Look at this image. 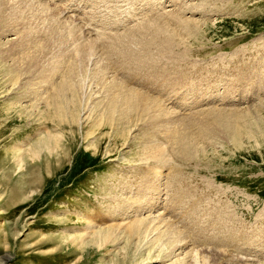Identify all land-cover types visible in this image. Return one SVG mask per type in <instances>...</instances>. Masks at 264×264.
<instances>
[{
  "label": "rangeland",
  "instance_id": "rangeland-1",
  "mask_svg": "<svg viewBox=\"0 0 264 264\" xmlns=\"http://www.w3.org/2000/svg\"><path fill=\"white\" fill-rule=\"evenodd\" d=\"M36 1L0 0V264H190L195 254L264 264V0ZM42 16L61 35L55 23L67 20L83 39L139 36L121 42L139 53L138 68L133 59L111 70L177 95L117 139L103 125L90 145L92 115L65 125V154L32 157L53 129L37 79L46 67L20 60L16 84L6 69L13 30L44 34ZM155 142L164 159L146 163Z\"/></svg>",
  "mask_w": 264,
  "mask_h": 264
},
{
  "label": "bare ground",
  "instance_id": "bare-ground-1",
  "mask_svg": "<svg viewBox=\"0 0 264 264\" xmlns=\"http://www.w3.org/2000/svg\"><path fill=\"white\" fill-rule=\"evenodd\" d=\"M39 1L41 0H38L37 5L39 4L44 5L42 4V2L40 3ZM30 2L31 4H33V2L34 4L37 3L36 0H30ZM86 5L87 4H85V6ZM66 6H68V4ZM199 6L202 7L201 4ZM45 8L48 9L47 7ZM48 12L46 11L45 15H47ZM66 16L67 15L62 14L60 17L62 18ZM6 17H8V15ZM84 19L83 21H85ZM41 20L42 21H40V25L37 28V30L40 31V29L41 30L45 29L44 34L43 33L40 34L38 32V34L35 35L33 33L34 31L33 28H31L29 25H28L29 27L25 26V28L21 31L17 29L13 30L16 37L14 39V42L13 40L11 42H13L12 46L15 45L16 50L14 51L15 53H13L15 57L10 58L12 54H10L8 57L6 56L7 58H10L11 61H13V68H11L12 65L9 64L11 67L8 65L10 68L6 69L8 71L7 72L8 75L10 76L12 75L10 79H8V81L13 84L17 83L19 76L18 74L21 72V69H19V67H22L24 65L23 63L28 65L36 61V63L32 65H36L37 63L38 64L40 63L43 66V68L46 67V70H44L43 75H40L41 73L38 72L39 77L37 76V79H39L40 84L46 86L44 88L45 97L43 96L44 98L42 100H44L45 103L47 104V110H48L47 116H49L51 123L53 124V129L44 132V134L39 138V140H37L36 143H34V145L30 148L32 157L37 158L38 156L36 155L39 154L41 150H45L49 154V156H51L52 159H55L54 155L56 151L57 154L58 153L65 154L64 147L66 146L65 145L66 141L63 136L64 133L63 128L65 127V125L71 126L75 123L77 125H81L84 122L85 123L89 122L88 120L92 118L91 117L92 115H94L91 121L93 122V126L90 127L89 130H87L84 135L85 139H88L91 136V138L94 140V141L93 140L90 141V145L93 146L94 145L93 142L95 143L97 141V139H95L93 135L96 131L99 134H101L102 129L100 131V128L103 125H104L103 128L111 131L113 133V137L117 139L118 136H120V134H124V130H126L122 126L124 123L127 125V127H130L134 122H136V119H139L142 116L150 115L153 112L155 113L161 112V108H162L161 99L162 100L168 99V94L173 93L177 95L175 89H173L172 91V88L169 89L170 87L163 88L164 85L161 86V89H155V88L151 89L150 87H146L145 86L146 84L143 82L140 84H135L134 82L136 81L137 77L134 76H130L129 80L127 81L124 78L123 79L125 81H121L119 78L120 76L117 78L115 74L116 73L115 70L113 71V69L115 68L111 70V66L113 65L115 66L118 64L121 65L123 64L124 61L132 62L133 59H135L133 62L135 64L137 63L136 62L137 59L135 58V56H138L139 53L136 51L134 52L131 51L124 44L121 45V42L123 41V42H127V44H130L131 46H137L135 42L136 40L140 39L139 36L137 38H134L133 34H130L128 35L127 38H124L122 36H118L119 35L118 34L117 35L118 37L117 36L113 37L112 35L108 36L106 32V34L103 33L102 35V36L106 35L104 36L105 38L103 37V39H100L102 38V36L101 34L99 35L98 33L94 34L95 37L87 36L85 39H83L80 35L76 34L77 29L76 31L74 29L76 24L74 25V27L73 26L71 27L70 25H68V23H66L67 20L66 22L64 21L60 23L61 20L59 19L60 24L57 22L55 23L57 25V28H59L60 30L63 26H65L67 29L65 34L61 35V33L56 29V27L52 25L55 22L54 18H50L46 16V20H45L42 16ZM104 28L106 29V27ZM104 28H102L103 31ZM86 32L82 35L84 36ZM31 37H33V39H31ZM31 41L34 42L33 46L31 45ZM116 41L117 43H115ZM97 45L101 46V47L99 46L102 50L101 55H98L99 48H97ZM51 46H53V49ZM32 47L33 49L35 47H38V49L34 50L35 52L33 54L31 50ZM60 49H64L65 50V51L63 50L64 53L61 52L62 50L60 51ZM24 50L28 52L27 54L28 57H26L25 62L24 59L20 58L21 56L17 57V55L23 53ZM161 51L163 52V48H161ZM101 58H103L105 65L103 60H101ZM20 60H22L23 63ZM55 64L57 65L55 66ZM129 64L130 63H128V65ZM136 66L137 64L133 65V67ZM52 77L56 81L58 80L56 84H53ZM153 94L157 95L158 98H156V96L154 97ZM133 112L136 113L135 116ZM130 131L131 129L126 130V132H130ZM149 149L150 150L152 149L153 151L151 150L152 152L150 151V155H148L147 158L145 157L146 159L144 160H146V163H148L147 161H149L150 159L151 161H155V162H161L164 159L166 152L163 146H161V144L155 142L153 145L149 146ZM186 149H187L186 146H182V150L186 151ZM24 157L25 156H23V158ZM59 159L61 158H58V160ZM23 160L21 156L17 161L19 162V164L20 163L22 164ZM142 234H143V238H145L149 233L145 231ZM197 256L198 254L193 255L192 259H190V264H205L204 261L202 262L200 261L201 263H199L196 260L198 258ZM240 259L244 262L247 261L246 258L240 257Z\"/></svg>",
  "mask_w": 264,
  "mask_h": 264
}]
</instances>
